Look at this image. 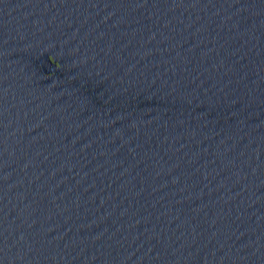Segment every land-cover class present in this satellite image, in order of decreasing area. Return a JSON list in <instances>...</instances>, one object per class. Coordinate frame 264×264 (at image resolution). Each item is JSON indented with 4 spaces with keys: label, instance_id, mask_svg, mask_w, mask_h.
Instances as JSON below:
<instances>
[{
    "label": "water",
    "instance_id": "95a60500",
    "mask_svg": "<svg viewBox=\"0 0 264 264\" xmlns=\"http://www.w3.org/2000/svg\"><path fill=\"white\" fill-rule=\"evenodd\" d=\"M0 264H264V1L0 0Z\"/></svg>",
    "mask_w": 264,
    "mask_h": 264
}]
</instances>
